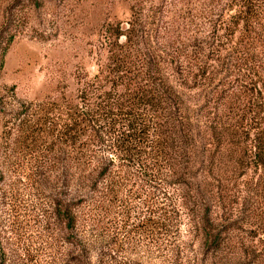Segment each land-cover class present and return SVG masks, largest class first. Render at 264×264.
Masks as SVG:
<instances>
[{
    "label": "rangeland",
    "instance_id": "obj_1",
    "mask_svg": "<svg viewBox=\"0 0 264 264\" xmlns=\"http://www.w3.org/2000/svg\"><path fill=\"white\" fill-rule=\"evenodd\" d=\"M166 1L171 0H0L2 264L64 263L62 230L54 215L56 202L63 199L60 170L52 160L60 144L55 136L46 135L48 121L60 122L66 108L78 103L83 80L105 65L112 29L135 20L137 29L147 27L152 44L159 40L161 20L154 10ZM247 2L184 3L190 87L181 88L169 65L162 70L183 96L199 135V121L207 115L204 109L215 106L214 98L226 83L239 89L240 84L249 87L256 74L264 77V0ZM177 10L178 6L172 15ZM239 10L248 12L253 21L244 26ZM116 171L112 174L118 178ZM205 189H164L171 200L184 193L189 211L185 208L188 215L177 217L168 214L162 222L157 211L160 191L153 184L146 188L122 182L111 190L108 202L95 207L91 219L80 225L91 263L252 264V255L263 252L264 242V234L247 223L255 218L245 220L239 207L228 215ZM198 191L211 202V222L223 238L217 250L204 248L196 210ZM167 205L169 210L168 201Z\"/></svg>",
    "mask_w": 264,
    "mask_h": 264
},
{
    "label": "trees",
    "instance_id": "obj_2",
    "mask_svg": "<svg viewBox=\"0 0 264 264\" xmlns=\"http://www.w3.org/2000/svg\"><path fill=\"white\" fill-rule=\"evenodd\" d=\"M185 2L155 6L161 20L155 44L147 27L137 29L135 20L112 29L105 65L83 80L78 103L66 108L60 122L48 121L46 135L60 144L52 160L59 164L63 196L54 208L62 230L63 264H92L80 225L122 182L146 188L153 184L161 193L157 211L162 222L168 214L188 215L185 194L171 200L164 189L208 187L228 215L239 207L245 220L255 218L247 223L264 234V77L256 74L249 87L240 84L239 89L226 83L215 106L204 109L202 134L195 133L183 96L162 70L169 65L181 88L190 87ZM238 14L244 26L253 21L244 10ZM116 169L118 178L112 174ZM196 198L204 248L217 250L223 238L213 228L211 202L203 191ZM261 243L263 252L252 255V264H264Z\"/></svg>",
    "mask_w": 264,
    "mask_h": 264
},
{
    "label": "water",
    "instance_id": "obj_3",
    "mask_svg": "<svg viewBox=\"0 0 264 264\" xmlns=\"http://www.w3.org/2000/svg\"><path fill=\"white\" fill-rule=\"evenodd\" d=\"M262 239L264 240V235H262Z\"/></svg>",
    "mask_w": 264,
    "mask_h": 264
}]
</instances>
